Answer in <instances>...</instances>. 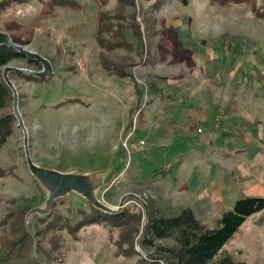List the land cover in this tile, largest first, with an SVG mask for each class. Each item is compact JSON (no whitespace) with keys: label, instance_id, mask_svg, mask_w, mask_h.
Here are the masks:
<instances>
[{"label":"rangeland","instance_id":"rangeland-1","mask_svg":"<svg viewBox=\"0 0 264 264\" xmlns=\"http://www.w3.org/2000/svg\"><path fill=\"white\" fill-rule=\"evenodd\" d=\"M133 1L132 9L120 11L119 0H0V33L52 68L44 78L11 73L33 164L64 174L97 175L95 198L113 209L124 195L139 198L125 199L121 209L138 208L136 255L118 261L102 242L105 234L91 230L83 243L90 246L85 252L94 254L88 255L89 264H166L152 257L157 253L153 247L141 246L151 239L153 210L170 217L190 208L211 229L237 200L264 198V17L247 5L218 8L208 0L188 5ZM256 1L264 12V0ZM104 12L113 15L108 23L128 40L121 47L112 41L110 51L96 43ZM133 22L141 31L140 59ZM27 60L2 67V77L6 67L39 71ZM123 72L130 77L122 78ZM4 113L14 116L13 100L0 116ZM254 159L259 161L253 167ZM1 169L7 175L0 178V221L13 201L34 195V183L47 198L29 171L18 122L0 152ZM60 199L77 206L87 202L74 191ZM43 216L29 217L32 229ZM24 223L29 229L25 218ZM152 242L173 245L170 240ZM33 248L39 264H82L77 255L58 263L57 250L38 246L36 237ZM44 252L57 259L46 260ZM222 252L246 264H264V210L248 218Z\"/></svg>","mask_w":264,"mask_h":264},{"label":"trees","instance_id":"trees-1","mask_svg":"<svg viewBox=\"0 0 264 264\" xmlns=\"http://www.w3.org/2000/svg\"><path fill=\"white\" fill-rule=\"evenodd\" d=\"M177 1L182 5H188L190 2V0ZM119 2L120 11L124 6L132 9L135 5L133 0L124 5L121 4L122 0ZM208 2L218 8L247 5L255 15L264 17V12L262 9L259 10L256 0H208ZM131 15L133 14L128 17L131 18ZM112 16L106 12L100 14L101 24L96 33V43L99 48L103 49L102 45H104L109 51L114 47H121L123 45L121 42L128 41L126 34L118 31V26L108 23ZM121 16V12L117 13L118 20ZM140 32V28L136 26V35L134 36L136 46L138 45L136 48V51L138 49L137 59H140L141 54L138 55V52L142 47ZM102 34H107L110 37L109 41L103 40ZM112 41L120 43L111 48ZM127 46H129L128 43ZM19 58L24 57L13 49L0 46V69ZM27 62L35 69L41 70L37 61L27 60ZM111 65H115V63ZM8 76L9 79L12 78L11 73ZM125 76L130 77V74L123 72L121 77ZM12 98L11 89L4 82L0 70V111L10 107ZM135 108L134 111L137 112V107ZM15 123L17 122L12 114L4 113L0 116V152L9 139L11 127ZM6 175V170L1 169L0 178H5ZM33 186L35 188L34 195L26 200L13 201L8 214L0 221V264H39L33 253L35 237L38 246H46L51 253L54 249L57 250L56 257H60L57 260L58 263L62 262L65 256L69 258L77 255L82 264H89L92 261L89 260L88 255L94 256V254L93 252L86 253L85 249L88 250L90 246L85 248L83 243L85 237H89L91 234V230L93 233L96 231L97 234L99 232L105 234V236L102 235V242L109 246L110 250L111 248L114 250L113 258L116 256L118 261L121 262L123 259L127 261L136 255L133 245L141 222L136 206H131L127 211H122L117 215H104L87 202H85L86 206H77L76 204L71 205L68 199H60L52 205L50 216L36 218L33 226L34 234H31L26 228L24 218L28 211L41 205L45 199L36 183ZM263 210L264 198L243 197L237 200L231 209L224 212L216 226L211 229L202 225L190 208H183L170 217L159 215L153 210L152 214L149 212L148 220V234L151 239H144L141 246L148 249L153 247V252L157 253H154L152 257L161 259L166 264H211L216 258L219 259L215 264H246L243 261H236L232 255L222 252V250L235 237L248 218ZM94 227L99 230H95ZM97 234L93 238V243L97 242ZM152 239L170 240L173 245L171 247L153 246ZM70 241L73 243L71 248L68 246ZM68 253L71 254L68 255ZM43 257L49 261L57 259L53 254L49 255L47 252L43 253ZM70 263L69 261L68 264Z\"/></svg>","mask_w":264,"mask_h":264},{"label":"water","instance_id":"water-1","mask_svg":"<svg viewBox=\"0 0 264 264\" xmlns=\"http://www.w3.org/2000/svg\"><path fill=\"white\" fill-rule=\"evenodd\" d=\"M0 46H5L9 49L15 50L17 53L21 54L28 59L35 60L40 63L42 69L40 71H31L27 69H17L6 67L3 71V80L7 84V86L11 89L12 97H13V110L14 116L18 122V127H21L24 131V146H25V154H26V162L29 168L30 173L36 177L43 187V189L47 192V198L44 201V205L40 207L33 208L29 211L25 217V222L28 224V230L31 234H33V229L31 225L28 223V219L32 214L37 215H49L50 210L54 202L60 198H64L68 196L72 191L81 196L85 201L91 204L94 208L105 212L107 214L115 215L121 212V209L124 206L125 199L131 198L134 200H139L134 194L124 195L120 202L119 206L116 209L108 207L101 202H99L95 198V192L100 187V181H98L95 176L97 175H87V174H74V173H61L45 168L37 167L33 164L29 157L28 145H27V133L23 126L21 117L19 115L17 109V94L11 80L9 79L10 73H24L29 76H33L36 78H44L49 77L52 74V68L48 60L43 58L37 53L25 51L21 46L13 43L9 36L6 34L0 33Z\"/></svg>","mask_w":264,"mask_h":264},{"label":"crops","instance_id":"crops-1","mask_svg":"<svg viewBox=\"0 0 264 264\" xmlns=\"http://www.w3.org/2000/svg\"><path fill=\"white\" fill-rule=\"evenodd\" d=\"M184 114H186V113H184ZM183 114V115H184ZM201 118V117H200ZM181 120H182V118H181ZM201 120H205V119H203V118H201ZM259 161V160H258ZM258 161H256V159H254V160H251L250 162V164L254 167V165L258 162ZM246 162H249V160L247 161L246 160ZM245 173H247V174H245V176L247 175V176H249V173L248 172H245ZM251 173H253L254 175H255V173L254 172H251ZM216 190H218V189H215V190H213V191H216ZM216 194V193H215ZM217 197L219 198V193L217 194Z\"/></svg>","mask_w":264,"mask_h":264}]
</instances>
